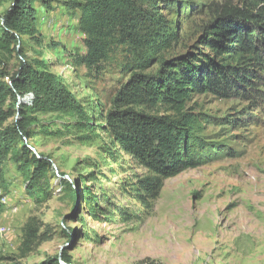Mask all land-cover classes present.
<instances>
[{
  "label": "rangeland",
  "instance_id": "obj_1",
  "mask_svg": "<svg viewBox=\"0 0 264 264\" xmlns=\"http://www.w3.org/2000/svg\"><path fill=\"white\" fill-rule=\"evenodd\" d=\"M81 1L32 0L33 34L14 33L11 51H0V83L12 88L10 78L22 67H46L80 104L78 110L35 111L30 94L8 95L2 104L13 112L2 126L20 116L18 107L26 110L33 132L26 144L50 159L53 175L48 198L36 202L17 165L0 157V264H39L63 251L73 264H264V73L254 86L258 101L241 94L192 96L187 107L195 115L199 166L166 178L148 207L137 196L145 195L137 185L147 170L105 129L115 92L131 74L155 73L160 58L199 50L213 57L199 43L204 25L215 9L242 0H152L176 40L157 53L117 47L99 72L79 59L85 52L77 26ZM15 4L0 0V25ZM32 216L43 240L21 257L23 226Z\"/></svg>",
  "mask_w": 264,
  "mask_h": 264
},
{
  "label": "trees",
  "instance_id": "obj_2",
  "mask_svg": "<svg viewBox=\"0 0 264 264\" xmlns=\"http://www.w3.org/2000/svg\"><path fill=\"white\" fill-rule=\"evenodd\" d=\"M16 1L0 25V51H11L10 45L16 42L14 33L34 31L32 0ZM76 8L77 26L85 36V52L79 59L95 72L104 68L117 47L127 46L141 54L145 50L157 53L176 40L175 32H166L167 22L152 0H82ZM203 31L199 43L209 48L213 57L199 50L176 60L160 58L155 73L130 75L116 90L105 114V129L114 143L148 172L137 185L145 194L137 192V196L147 207V201L158 197L166 178L199 166L193 153L197 142L192 132L195 115L187 107L194 94L209 92L223 98L241 94L260 100L261 93L254 86L256 81L261 83L264 73V0L220 6ZM44 68L22 67L10 78L12 88L0 83V157L8 155L17 165L25 192L36 202L48 198L52 162L27 146L26 138L33 137V132L24 108L18 107L20 116L11 125L2 126L13 113L3 110L2 104L8 95L16 100L17 95L30 94L35 111L78 110L80 104L66 85ZM84 198L92 206L94 199L88 192ZM95 210L92 208L93 213ZM39 230L37 219L29 217L22 230L21 257L43 240ZM60 260L73 264L64 251L59 258L39 264H62Z\"/></svg>",
  "mask_w": 264,
  "mask_h": 264
}]
</instances>
